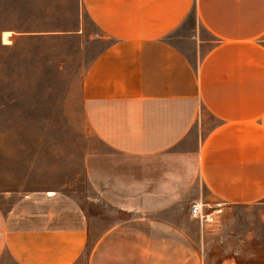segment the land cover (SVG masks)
Here are the masks:
<instances>
[{
  "label": "crops",
  "instance_id": "1",
  "mask_svg": "<svg viewBox=\"0 0 264 264\" xmlns=\"http://www.w3.org/2000/svg\"><path fill=\"white\" fill-rule=\"evenodd\" d=\"M81 4L112 39L78 89L93 196L3 192L0 264H207L208 207L264 203V0Z\"/></svg>",
  "mask_w": 264,
  "mask_h": 264
},
{
  "label": "rangeland",
  "instance_id": "2",
  "mask_svg": "<svg viewBox=\"0 0 264 264\" xmlns=\"http://www.w3.org/2000/svg\"><path fill=\"white\" fill-rule=\"evenodd\" d=\"M111 41L81 0H0L2 202L9 190L16 192L11 200L18 192H56L60 206L93 196L84 158L99 140L83 124L78 89ZM218 208L205 231L207 264H227L230 257L236 264H264V203L208 211Z\"/></svg>",
  "mask_w": 264,
  "mask_h": 264
},
{
  "label": "built area",
  "instance_id": "3",
  "mask_svg": "<svg viewBox=\"0 0 264 264\" xmlns=\"http://www.w3.org/2000/svg\"><path fill=\"white\" fill-rule=\"evenodd\" d=\"M205 203L200 201H195L191 205V214L193 217H198L200 219H204L207 216V212L205 209ZM221 211V208L215 210V212Z\"/></svg>",
  "mask_w": 264,
  "mask_h": 264
}]
</instances>
